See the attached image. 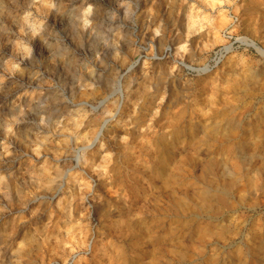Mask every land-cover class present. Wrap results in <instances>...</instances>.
Instances as JSON below:
<instances>
[{
	"label": "rangeland",
	"instance_id": "obj_1",
	"mask_svg": "<svg viewBox=\"0 0 264 264\" xmlns=\"http://www.w3.org/2000/svg\"><path fill=\"white\" fill-rule=\"evenodd\" d=\"M0 264H264V0H0Z\"/></svg>",
	"mask_w": 264,
	"mask_h": 264
},
{
	"label": "built area",
	"instance_id": "obj_2",
	"mask_svg": "<svg viewBox=\"0 0 264 264\" xmlns=\"http://www.w3.org/2000/svg\"><path fill=\"white\" fill-rule=\"evenodd\" d=\"M228 49L229 47H226V48L224 47L218 50L217 52H215L212 58L213 63L218 64L222 60V58H224L225 55L228 53Z\"/></svg>",
	"mask_w": 264,
	"mask_h": 264
},
{
	"label": "bare ground",
	"instance_id": "obj_3",
	"mask_svg": "<svg viewBox=\"0 0 264 264\" xmlns=\"http://www.w3.org/2000/svg\"><path fill=\"white\" fill-rule=\"evenodd\" d=\"M248 147L247 145H245V148Z\"/></svg>",
	"mask_w": 264,
	"mask_h": 264
}]
</instances>
